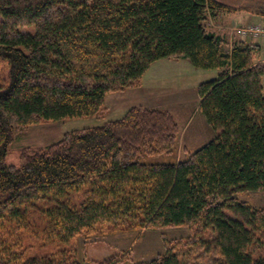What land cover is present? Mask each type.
<instances>
[{"label":"trees","instance_id":"16d2710c","mask_svg":"<svg viewBox=\"0 0 264 264\" xmlns=\"http://www.w3.org/2000/svg\"><path fill=\"white\" fill-rule=\"evenodd\" d=\"M237 12L264 17V0H0V59L9 65V81L0 83V264H199L201 250L212 253L209 264H264V207L233 197L264 190L261 48L209 28ZM29 26L35 31L23 30ZM169 58L218 70L197 89L215 132L202 147L145 162L175 152L178 123L166 110L134 106L120 119L23 148L18 167L6 163L25 127L99 115L108 93L139 86L153 63ZM38 202L43 212L29 216ZM225 206L245 220L227 218ZM106 223L190 225L193 234L165 239L163 253L138 262L128 253L82 260L76 249L54 246Z\"/></svg>","mask_w":264,"mask_h":264},{"label":"rangeland","instance_id":"374dc122","mask_svg":"<svg viewBox=\"0 0 264 264\" xmlns=\"http://www.w3.org/2000/svg\"><path fill=\"white\" fill-rule=\"evenodd\" d=\"M222 3L239 6L253 0H219ZM245 12H237L226 16L227 22L215 23L210 21L209 28L212 30H222L225 23L228 24V34L232 38L240 39L237 33L239 28L245 27L243 16ZM256 16V15H255ZM254 24H260L264 30V17L257 16ZM31 32L35 31L34 26L23 28ZM245 39L248 42H259L262 49L259 50L257 59L264 62V31L256 39ZM234 39V40H236ZM253 39V40H251ZM181 63L184 61H180ZM186 65H182L181 70L185 73V80L177 77L176 68L171 65H179V60L159 61L153 63L149 73L139 86L129 88L124 91L110 92L106 96L104 110L101 114L91 117L66 118L60 121H43L25 127L16 133L14 142L6 156V163L18 167L20 165V155L23 148L46 147L58 140L67 132L81 130L84 128L101 125L107 121L122 118L126 112L134 106L160 108L171 113L178 123L177 149L172 154L151 155L144 159L147 163L173 162L185 157L189 152L195 151L210 141L214 135V130L208 125L205 116L200 110V98L198 97V85L204 81L215 79L218 75L216 69H201L193 66L187 59ZM194 68V69H192ZM197 70V71H192ZM197 72V73H196ZM173 74L176 78H167ZM177 74V75H176ZM167 76V78H165ZM169 76V77H168ZM175 79V80H174ZM9 81V65L4 58L0 59V83L6 85ZM237 201H245L255 207H264V190L237 192L233 195ZM44 202L38 205L29 206V216L39 217ZM223 212L227 218L243 219L242 213L234 207L225 206ZM193 234L190 225L182 227H167L163 229L138 230L127 224L116 225L106 223L99 226L98 233L89 237L77 236L68 242L55 244L62 248L76 249L80 259L88 261L101 260L111 255L128 253V262L148 261L165 251V239L170 241L181 240ZM208 239L213 240L215 233L207 231L204 234ZM46 249V248H45ZM44 249V252L47 250ZM199 264H209L212 262V253L204 250L199 252Z\"/></svg>","mask_w":264,"mask_h":264},{"label":"crops","instance_id":"0c3cea01","mask_svg":"<svg viewBox=\"0 0 264 264\" xmlns=\"http://www.w3.org/2000/svg\"><path fill=\"white\" fill-rule=\"evenodd\" d=\"M244 15H249V16H243V22L247 25V24H251V23H254V22H256V20H255V18H257V16H255V15H252V14H249V13H243ZM226 19L227 18H222V19H219V20H212L213 22H215V23H223V22H227L226 21ZM221 28H222V30H219V33H224V34H226L227 36H228V39L230 40V42H233V40L234 39H236V38H232V37H230L229 36V34H228V28H230L229 26H228V24L227 23H225V25H224V27H222L221 26ZM238 40H240V39H238ZM251 40H253V39H251ZM251 42H253V41H251ZM255 43H257V42H255ZM257 44H259L260 45V48L262 49V45L258 42ZM175 60H179V65H177V64H174V65H171L170 67L171 68H176V71H174V73H177L178 74V72L180 73V74H176L177 75V77H179V81H180V79H182V80H185V78H182L181 77V75L183 74V73H181V72H183L182 70H181V68H182V65L184 66V65H186L185 63H188V62H185L186 61V59H176V58H169V59H162V60H160V62L161 61H175ZM180 61H184V64H183V62L181 63ZM188 61V60H187ZM157 62H159V61H157ZM157 62H155V63H157ZM188 65H190L189 63H188ZM185 67V66H184ZM151 68V67H150ZM150 68L148 69V71L145 73V75H144V77H143V79L146 77V75L149 73V70H150ZM192 69H194V68H192ZM192 71H197V70H192ZM197 73V72H196ZM174 75L175 74H173L171 77H169V78H167V76L165 77V78H167L168 80H169V82H170V79L171 78H175L174 77ZM183 77L185 76V73L182 75ZM176 79V78H175ZM174 79V80H175ZM199 97V96H198Z\"/></svg>","mask_w":264,"mask_h":264},{"label":"built area","instance_id":"2783aa9c","mask_svg":"<svg viewBox=\"0 0 264 264\" xmlns=\"http://www.w3.org/2000/svg\"><path fill=\"white\" fill-rule=\"evenodd\" d=\"M263 28L260 24H249L245 27L239 28L237 33L240 34L242 37H249L252 36L253 38L258 37L260 34L263 33Z\"/></svg>","mask_w":264,"mask_h":264}]
</instances>
